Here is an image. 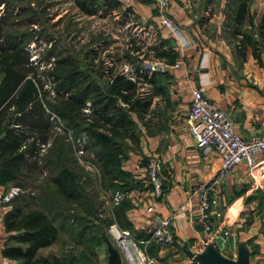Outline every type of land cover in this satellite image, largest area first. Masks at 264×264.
Instances as JSON below:
<instances>
[{
	"label": "trees",
	"instance_id": "obj_1",
	"mask_svg": "<svg viewBox=\"0 0 264 264\" xmlns=\"http://www.w3.org/2000/svg\"><path fill=\"white\" fill-rule=\"evenodd\" d=\"M68 1L83 16L94 15L99 5L98 0ZM249 4L225 0L224 27L257 55L264 51V13L254 25ZM0 8V185L15 174L21 186L35 169L44 174L36 194L12 200L14 207L3 225L14 234L6 237L1 256L15 264H96L94 249L102 244L106 227L114 224L130 231L124 201L105 214L97 195L126 193L137 184L122 164L138 150L136 121L148 107L141 89L160 79L153 76L148 82L143 72L138 74L141 60L149 55L116 59L128 66L127 73L107 67L93 49L98 48V37L82 55L69 53L58 46L62 41L43 34L45 6L0 0ZM38 37L48 49L32 61L26 48ZM169 53L151 57L171 65L176 55ZM77 151L93 181L84 167L75 165ZM57 242V253L39 254ZM146 249L149 254L156 250Z\"/></svg>",
	"mask_w": 264,
	"mask_h": 264
},
{
	"label": "crops",
	"instance_id": "obj_2",
	"mask_svg": "<svg viewBox=\"0 0 264 264\" xmlns=\"http://www.w3.org/2000/svg\"><path fill=\"white\" fill-rule=\"evenodd\" d=\"M98 3L91 17L96 15L100 20L101 55H149L146 59L152 66H167L162 73L143 67L138 72H143L148 82L154 76L160 83L146 84L141 89L148 97V107L143 119L136 121L138 150L129 153L122 164V169L137 183L121 200L130 225V231L122 232L154 264H264V181L256 187L245 167L235 165L218 197L221 219L210 222L211 232H203L196 224L193 190L212 181L220 160L213 154L202 156L185 126L191 92L201 88L209 102L226 112L236 136L247 140L263 135L264 51L253 55L250 45L240 44L241 37L229 34L224 27L225 0H169L167 16L178 31V38L159 25L156 9L147 2ZM249 11L257 25L264 13V0H250ZM169 52L176 55L171 65L151 57ZM149 156L157 157L161 166L163 195L156 201L150 195L141 165ZM255 158L262 156L257 154ZM43 175L35 169L23 181V187L17 174L0 185V264H15L1 256L6 237L14 234L7 233L3 225L5 215L14 207L12 200L36 194ZM109 194L102 201L105 214L111 208L105 201ZM29 208L35 209L34 205ZM161 220L170 221L173 243L149 254V249L144 250L138 243L143 240L136 236L149 234ZM98 247V264H106L103 243ZM47 250L57 252L53 248ZM120 258L121 264H127Z\"/></svg>",
	"mask_w": 264,
	"mask_h": 264
},
{
	"label": "built area",
	"instance_id": "obj_3",
	"mask_svg": "<svg viewBox=\"0 0 264 264\" xmlns=\"http://www.w3.org/2000/svg\"><path fill=\"white\" fill-rule=\"evenodd\" d=\"M151 4L156 9L159 25L166 29L172 37L178 38V31L169 20L167 12L169 0H142ZM173 67H177L175 63ZM166 65L158 63L152 70L162 73ZM127 73V69H123ZM185 126L192 138L194 147L202 156L211 154L220 160V168L208 185H200L193 190L196 197L197 211L196 224L205 232H211L210 222L221 219V211L218 210V197L220 196L223 181L237 164H242L256 187L264 181V134L260 137L243 140L236 136L232 130L231 121L225 111L218 109L203 96L202 89L192 90L188 111L185 118ZM80 154V152H78ZM262 158L256 159V155ZM160 162L155 156L146 158L144 166V178L150 188V195L154 201L163 195L162 177L160 174ZM125 194L120 191L111 192L107 196L109 207L118 205ZM151 207L146 210L149 213ZM111 242L121 251L123 260L127 264H154L153 260L145 255L142 248L132 241L128 235L120 231L114 224L106 227L104 232ZM147 239L138 242L143 249L153 246L156 250H163L173 243V232L169 220H161ZM222 235H226L223 233Z\"/></svg>",
	"mask_w": 264,
	"mask_h": 264
},
{
	"label": "rangeland",
	"instance_id": "obj_4",
	"mask_svg": "<svg viewBox=\"0 0 264 264\" xmlns=\"http://www.w3.org/2000/svg\"><path fill=\"white\" fill-rule=\"evenodd\" d=\"M29 1L33 2L34 4L47 7L46 13L48 19L46 21L41 20L42 21L41 24L43 25V28L45 29L46 32V33L43 32V34L44 35L50 34L52 35L53 38L62 41L58 43V46L63 45L64 47L67 48L69 53H72L73 55H78V54L82 55L84 50H87V48L93 42V40L96 39L97 37L99 38V32H100L99 18L96 15L94 17L81 15L75 8H73V6L68 0H29ZM38 10L39 8L37 9V11ZM1 14H2V10L0 8V15ZM126 48H128V46ZM26 49L28 51V54L31 56L30 60L33 61L34 59H36L37 55H42L45 53V51L48 49V45L44 43L41 37H38L36 39V43L28 44ZM93 49L97 51L96 54L99 55V58H103L105 60L104 64L107 67H114L115 69L117 68L122 71L124 68H126L127 72H130L128 66L126 64H123L122 61L115 62L116 59H119L121 57V55H101L100 48L93 47ZM112 49L113 46H111V51ZM105 56H108L109 58H107L106 60ZM147 60L148 59L141 60L140 63L141 67L145 69L154 68V66L149 64ZM78 152L80 151H77L75 155V157H77L75 159L76 160L75 165L80 168L84 167V171L89 172V167L84 165L82 163V160L78 158L81 156L80 155L81 152L80 154H78ZM89 174L92 180L93 178L91 176V173L89 172ZM97 197L98 200L101 202L104 201L105 199V196L97 195ZM105 201L107 202V199ZM105 235L108 237L107 234ZM58 242L52 245L51 247L42 249L41 255L47 256L49 254H53L54 252H47L48 251L47 249L49 248H53V251L54 249L55 251H57ZM97 248L99 247H96L94 249L95 252ZM118 252L119 255L123 258L121 251L118 250ZM96 264H98L97 257H96Z\"/></svg>",
	"mask_w": 264,
	"mask_h": 264
},
{
	"label": "water",
	"instance_id": "obj_5",
	"mask_svg": "<svg viewBox=\"0 0 264 264\" xmlns=\"http://www.w3.org/2000/svg\"><path fill=\"white\" fill-rule=\"evenodd\" d=\"M102 243L105 247L106 264H121V258L116 246L109 240L104 232L101 233Z\"/></svg>",
	"mask_w": 264,
	"mask_h": 264
}]
</instances>
